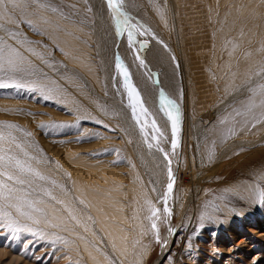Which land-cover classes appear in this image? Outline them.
Segmentation results:
<instances>
[{"label": "rangeland", "instance_id": "1", "mask_svg": "<svg viewBox=\"0 0 264 264\" xmlns=\"http://www.w3.org/2000/svg\"><path fill=\"white\" fill-rule=\"evenodd\" d=\"M214 1L217 16L220 15L214 19L215 25L225 16L227 8H231L235 3H238V7H243L241 0ZM263 2L264 0H258V4ZM58 3L68 16L91 25L105 20L107 25L117 29L115 19L110 17L112 12L106 0H77L73 1L74 4L59 0ZM187 7V0H124L123 4V11L129 19L140 21L148 35L147 39H155L157 29L160 31V26L162 27V45L166 52L160 59L150 62L148 71H152L151 76L158 74L160 78L161 75L165 77L169 74L177 83L179 80L173 100L179 106L180 131L173 137L165 118L167 128H161L164 138L160 140L162 145H159L168 153L167 159L172 161L171 168L175 176L173 198L170 202V207L173 208L171 215L163 211V196H158L159 193H166L167 184L170 182L167 174L168 160L161 151H157L162 153L166 168L163 166V182H157L161 183L157 185L158 189L155 186L153 188L150 181L153 180L152 174L138 163L137 158V152L148 150L149 142L154 145L153 136L147 133L148 138L143 140L144 133L142 135L138 129L140 127L135 119L134 126L123 76H118L114 85L119 93L120 98L116 96L118 101L122 100L121 107L105 82L96 90V86L89 87L83 81H64L70 74L69 69L55 46L48 41V37L34 36L31 27L24 22L19 24L21 30L24 29L33 35L29 41L38 48L35 52L29 51L30 55H25L31 61L36 76L24 73L23 78L26 81L38 79L40 83L51 88L60 86L67 89L68 85L74 86L75 92L70 91L73 95L78 96V89H81L85 92L83 96L80 91L82 97H93L95 103L92 100L90 104L77 103L83 113L80 114L82 117L73 119L70 108L56 99L60 97L69 101V96L64 93V99L57 91L52 95V99L45 100L39 91L0 89V102H5L0 103V122H11L18 126L8 129L6 125L0 124V131L4 132L5 136L10 131L16 137L15 143H10L9 140L0 143L11 147L13 154L27 160L33 168L47 177L40 180L34 176H26L30 186H18L25 188L26 192L22 194L35 201L36 207L43 210L36 212L27 205L24 206L25 211L31 212L40 220L39 224L21 215L15 208L5 209L12 213V219L20 226L28 225L30 230L21 227L20 231L11 232L6 227H0V264H91L77 242L76 246L62 242L65 234L60 230V226L64 217L60 215L58 220H54L47 211L52 208L56 214L66 215L68 220L73 218L68 215L67 210L76 213V217L82 222L76 229L78 234L83 233L85 225L91 227L92 233L98 228L89 206L75 191L71 170L73 165L67 159L68 152L86 154L91 161H101L115 167L112 170L106 168L105 172L88 171L90 178L115 172L124 190H129L135 180L146 190L147 186L152 188V205L160 209L158 219L153 218L159 229V242L156 240L155 230L151 227L153 220L149 219L150 208L144 202L146 209L142 208L141 215L143 232L141 236H137L136 243L137 246L148 245L150 248L145 264H162L163 253L172 255L171 264H264V201L261 199L264 192V119L261 118L264 106L260 103L264 100L260 88L264 85V51L249 72L238 82H234L227 93L218 88L216 99L209 106L201 109L195 107L182 93L184 74L190 70L187 61L184 62L183 59L186 44H190V31L183 18ZM89 8L91 11H88ZM198 9L194 7L191 11ZM251 16L261 21L264 12H254ZM16 27L14 24V28ZM9 29V26L0 29V37L5 33L10 37L9 32L13 31L16 33V41L20 42L28 35ZM245 31L246 25L237 23L227 33L221 48H233L240 44ZM211 34H215L214 27L211 28ZM25 49L28 51L29 47L26 45ZM41 53L42 58L39 55ZM137 53L140 58H144L140 49H137ZM5 75L0 73V77ZM131 81L134 84L132 77ZM136 88L139 90L137 86ZM140 96L143 101L141 93ZM124 100L127 103H124ZM246 109L251 111L247 112ZM235 111L245 114L234 117ZM150 114L149 122L153 116L152 112ZM222 117L227 118L224 125L220 124ZM257 120L261 122L257 123ZM41 124L45 126L41 127ZM27 132L32 135L27 136ZM139 135L142 136L140 139ZM174 138L178 140L175 151L171 147ZM197 138L199 142H196ZM17 144H22L29 156L25 157L24 151L18 148ZM153 148L158 150L156 146ZM161 164L163 165L162 162ZM76 170H79L78 167ZM125 201L134 222L132 202L129 197L125 198ZM0 222L6 224L9 221L5 218ZM139 227L132 226V230L137 232ZM37 229L40 230L39 234H33ZM97 233L101 236L99 231ZM168 234H171L169 244L166 239ZM67 247L70 250L76 249L73 258L66 254Z\"/></svg>", "mask_w": 264, "mask_h": 264}, {"label": "bare ground", "instance_id": "2", "mask_svg": "<svg viewBox=\"0 0 264 264\" xmlns=\"http://www.w3.org/2000/svg\"><path fill=\"white\" fill-rule=\"evenodd\" d=\"M58 1L59 0H41V2L46 3L48 6L45 8H37L36 4H31L23 14L19 9L15 11L17 18L23 21L27 19L33 21L32 25L26 22L24 23L28 25V27H31L34 36L46 35L48 41L55 46V49L59 52L60 58L62 61H65L64 63L69 69L68 72L70 74L64 78V81L67 79L71 80L72 83L83 81L87 86H96V90L102 87L103 82H105L118 103L119 101L116 96H118L119 93H117L118 90L114 85L115 80H118L116 78L122 76L115 68L116 60L120 58L126 64L133 78L134 85L139 88V92L144 97V107L153 113L152 115L155 117H151L156 120L160 130L161 128L162 130L166 129L167 118L164 116L160 107L159 96L161 91H163L164 95L173 100V96L177 92L176 89L179 80L175 77L178 80L177 83L169 74H166L165 77L161 75L162 78H159L158 74L153 77L151 76L152 71H148L150 62L153 59V61L160 59L166 52L161 43L162 27L160 26V31L157 29V36L155 39H147L148 35L144 31L140 21L131 20L127 16L129 23L135 25L132 29L134 32L133 43L130 45L128 42L127 28L122 27L119 30L114 29L107 25L105 20L97 21L96 24L91 25L65 14ZM63 1H69L70 4H74L73 1L76 2L77 0ZM198 1L187 0L188 10L183 14V18L186 21L185 24L188 25L190 31V35L188 36L190 44H186V51L184 52L183 59L184 62L187 61L190 70L184 74L185 80L182 86V93H184V96L188 97L195 107L201 109L209 106L216 99L218 88L223 93H227L234 82H238V80L249 72L252 65L257 61L262 51H264V18L259 21L257 18L251 16V13L254 12L258 14L264 12V2L258 4V0H241L243 7H238V3H235L231 8H227L225 16L215 25L214 19L220 16H217V12L214 8L216 1ZM223 2H225V0ZM21 7H24L23 3ZM194 7H198L199 9L191 11ZM53 9L56 10L53 11ZM110 17L114 19L113 14H110ZM222 19L223 21H221ZM239 22L246 25L245 35L242 37L240 44L233 48H221L222 42L227 38V33ZM8 26L10 28L9 30L15 29L17 32L22 31L28 35H26V39L17 42L16 36L15 38L12 36L9 37L5 35V33L2 38L6 43L19 49L24 55L29 52L25 49L26 45L29 49L38 50V48L29 41L30 37H33L32 34L24 29L21 30L20 25H16V28H14V24ZM212 27H214L215 30L213 36L211 34ZM0 34L2 33L0 32ZM19 37L22 36L19 35ZM243 47H245L244 50ZM137 49H140L141 54L144 55L145 59L142 57L144 65H141L137 59ZM28 55H30V53H28ZM158 72L161 74L160 70ZM101 73L103 75H101ZM180 78L182 79L181 76ZM218 84L219 87H217ZM56 89H58L59 94L61 93L62 98L63 93L69 96V101L62 100L60 97L56 99L62 105L70 108L73 112V119L82 117L80 114L83 113V111H81L78 104H90V100L95 103L93 97H82V95L85 96V92L81 89H78V96L73 95L70 91L75 92L74 86L68 85L67 89L59 86L56 87ZM92 90L93 89H91V91ZM118 98L120 97L118 96ZM121 101L119 103L122 107ZM124 103L127 102L124 100ZM206 116L208 117V115ZM130 117L131 116H129V118ZM131 118L133 121V116ZM167 122L169 129H171L170 122L168 120ZM133 123L131 122V124ZM138 129L140 130V128ZM146 130L147 133H151L152 136L157 135L155 130L152 129L150 122ZM140 137L142 136L139 135V139ZM142 138L145 140V136ZM153 141L155 146L156 141L154 139ZM196 142H199L198 138ZM237 145H239V143H237ZM153 147L151 149L148 148L147 151L143 150L142 152H137V158L138 163L143 165L148 170L149 174H152L151 178L153 180L150 179V181L153 188L156 187L158 189L159 186L157 185H161V183L157 182L163 180L161 176L163 174V166L165 167V161L164 155L161 156L162 153L159 154L157 152L159 150H155ZM198 158H200V156H198ZM67 159L73 165L71 170L75 191L89 206L90 211L95 216V223L98 225V228L94 231V234L90 232L91 227L85 225L83 233L80 232L78 234L79 231H76V229L82 222L80 223L78 217H76V213L67 210L68 215L73 218L68 220L63 213L56 214L55 210L48 208L47 211L54 220H58L60 215L64 217L60 226V230L65 234V236L62 237V242L72 244L73 246H76L77 242L86 253L87 260L90 261L91 264H145L149 258L150 248L148 245L137 246L136 242L137 236H141L143 232L141 229V222H143V219H141V215L143 214L142 208L145 210L146 205L149 207L147 201L152 200V188L147 186L146 190L138 180H135L129 190H124L121 187V180L117 177V173L115 172L106 176L104 174L97 178H90L87 173L88 171H94L95 173L99 171L105 172L106 168L112 170L115 168L114 166L101 161H91L92 159H90L88 155H77L74 152H68ZM198 164L200 163L198 162ZM77 167L79 170H76ZM158 168L161 169L159 170ZM158 196L162 197L163 195L159 193ZM127 197H129L132 202L131 210L134 212V222H132V217L128 212V203L125 201ZM172 198L173 194L171 193L167 201V206L171 210H173L172 206L170 207ZM138 225L140 226L139 230L134 232L132 226L138 227ZM97 231L100 232L101 236L98 235ZM69 233L72 234L69 236ZM167 237L166 239L169 244L171 241V234H168ZM167 247H169V245ZM75 253L76 249L70 250L68 248L66 250L68 257L73 258ZM166 254L167 253L162 254L161 260L164 261L162 264H171L173 260L172 255L170 253H168V255Z\"/></svg>", "mask_w": 264, "mask_h": 264}, {"label": "snow or ice", "instance_id": "3", "mask_svg": "<svg viewBox=\"0 0 264 264\" xmlns=\"http://www.w3.org/2000/svg\"><path fill=\"white\" fill-rule=\"evenodd\" d=\"M107 6L113 14V18L116 21L117 29H121L122 27L128 29V42L131 45L133 43L134 32L132 29L135 25L129 23L128 17L126 13L123 11L124 0H106ZM23 3L24 7H21ZM31 4H36L37 8H45L48 5L41 0H0V29L6 28L8 25L16 24L19 25L21 22H26L29 25L33 24L31 19H27L23 21L20 18H17L16 11L17 9L23 14L26 12V9ZM56 9H53L55 11ZM88 11H91L89 8ZM123 17V19H121ZM9 34L15 38L16 33L10 31ZM162 43V42H161ZM165 47H167L165 45ZM30 52H34V49H28ZM41 58L43 54H39ZM137 59L141 65H144V60L139 57L137 54ZM174 59V57H173ZM47 62V61H45ZM115 68L123 76L124 79V88L127 91L128 96V104L132 109L133 118L139 124L140 130L144 133L145 139H147V127L149 124L148 117L151 115L149 110L144 107L142 98L140 96L139 90L131 81V74L123 62L122 59L117 58L115 63ZM0 73H5L4 77H0V89H16V90H29L32 92L39 91L42 97L45 100L52 99V95L55 94L58 89L48 87L39 82L38 79L25 80L23 78L24 73H27L29 76L35 77L36 72L32 70L31 61L20 52L19 49L14 46L6 43L2 37H0ZM261 93L264 95V85L260 86ZM255 91V90H253ZM261 106H264V100H261ZM159 104L163 111L164 116L171 124V132L173 137H176L180 131V111L179 106L174 100L169 99L166 95H164L163 91H161L159 96ZM139 108V112L137 109ZM247 112H250V109H246ZM245 113L240 111H235L234 117H239L244 115ZM143 117V119H142ZM261 118L264 119V113L261 114ZM261 122L257 120V123ZM55 124L56 122H52ZM100 123V121H97ZM227 123V118L222 117L220 120V124L224 125ZM0 124L6 125L8 129H14L18 126L11 122H0ZM152 129L155 130L156 136H153V139L156 141L155 146L159 151H161L164 157L168 158V153L164 151L163 148L159 147L160 140L164 138V133L160 130L157 125L156 120L153 118L150 121ZM44 124H41V127H44ZM107 127V126H106ZM255 127V124H253ZM27 136H31L30 132L25 133ZM5 140H9L10 143H15L16 137L12 135L9 131L7 136H5L4 132L0 131V142ZM154 145L152 143H148V147L151 149ZM178 146V140L173 139L171 141L172 150ZM17 147L24 151L22 144H17ZM24 156H29L27 151H24ZM35 159V157H33ZM172 161L168 159V169L167 174L169 178V183L167 184V191L163 195V201L165 207L163 211L168 215H171V209L167 206V201L170 197V194L173 191L174 187V176L171 168ZM15 170V171H13ZM26 176H34L40 180H45V177L38 169L32 167L27 160L20 158L18 155L12 153L11 147H5L2 143H0V221L3 219H8V223L0 222V227H6L11 232H17L21 230V227L24 229H29L28 225L20 226L18 222L12 219V213L10 211H6L8 208H15L21 215L28 217L33 220L35 224H39L40 220L32 215L31 212L25 211L24 206L27 205L28 208L33 209L36 212H42L43 210L36 207V203L33 200L28 199L27 195L22 194L26 192V189L23 187L29 185L30 181L26 179ZM9 182H12L11 184ZM55 183V181H53ZM51 195V193H48ZM55 197H53L54 199ZM261 199L264 201V192L261 194ZM149 204L151 215L149 219H152L153 222L151 224L152 229L155 230L156 240L159 242V229L157 227L156 220L154 217L158 219V213L160 209L156 208L152 205L151 201H147ZM204 216L202 215L201 219ZM209 219L211 216L208 217ZM30 230V229H29ZM39 229H37L33 234H39Z\"/></svg>", "mask_w": 264, "mask_h": 264}]
</instances>
